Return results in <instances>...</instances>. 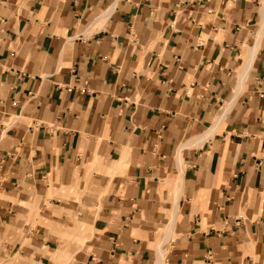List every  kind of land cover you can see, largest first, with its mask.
<instances>
[{
  "label": "crops",
  "instance_id": "obj_1",
  "mask_svg": "<svg viewBox=\"0 0 264 264\" xmlns=\"http://www.w3.org/2000/svg\"><path fill=\"white\" fill-rule=\"evenodd\" d=\"M25 203L74 264H264V0H0V227Z\"/></svg>",
  "mask_w": 264,
  "mask_h": 264
},
{
  "label": "rangeland",
  "instance_id": "obj_2",
  "mask_svg": "<svg viewBox=\"0 0 264 264\" xmlns=\"http://www.w3.org/2000/svg\"><path fill=\"white\" fill-rule=\"evenodd\" d=\"M25 205L27 206L24 207H29L27 203ZM29 208L26 221L33 217L30 231L22 230L21 227L25 223L22 221L16 227L12 225L0 227V264L76 263L78 260L75 257V252L87 241L89 230L84 228L81 230L82 236H75L73 233L63 230L58 224L44 221L43 214L38 207L31 206ZM37 224H43L48 234L45 235L43 232L34 230ZM20 236L21 245L16 244ZM167 256L163 253L164 264H170Z\"/></svg>",
  "mask_w": 264,
  "mask_h": 264
},
{
  "label": "bare ground",
  "instance_id": "obj_3",
  "mask_svg": "<svg viewBox=\"0 0 264 264\" xmlns=\"http://www.w3.org/2000/svg\"><path fill=\"white\" fill-rule=\"evenodd\" d=\"M64 193V192H63ZM66 194V193H65ZM176 221V220H175ZM175 224V223H174ZM172 225V224H171ZM76 236V235H75ZM78 239H80V238H78ZM160 248H159V250H158V264H164L163 263V261H162V256H163V253H164V248L163 247H161V245L159 246Z\"/></svg>",
  "mask_w": 264,
  "mask_h": 264
}]
</instances>
